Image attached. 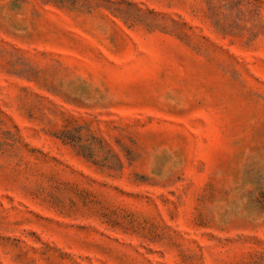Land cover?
<instances>
[{"label": "rangeland", "instance_id": "374dc122", "mask_svg": "<svg viewBox=\"0 0 264 264\" xmlns=\"http://www.w3.org/2000/svg\"><path fill=\"white\" fill-rule=\"evenodd\" d=\"M0 264H264V0H0Z\"/></svg>", "mask_w": 264, "mask_h": 264}]
</instances>
